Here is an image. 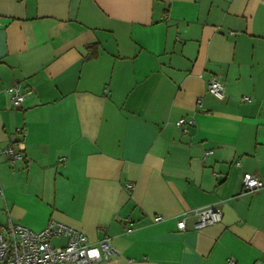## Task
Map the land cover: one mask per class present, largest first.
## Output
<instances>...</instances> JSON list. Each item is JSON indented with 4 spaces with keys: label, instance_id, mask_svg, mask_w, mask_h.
<instances>
[{
    "label": "crops",
    "instance_id": "1",
    "mask_svg": "<svg viewBox=\"0 0 264 264\" xmlns=\"http://www.w3.org/2000/svg\"><path fill=\"white\" fill-rule=\"evenodd\" d=\"M0 24V232L108 237L99 264H264V187H241L264 183V0H0Z\"/></svg>",
    "mask_w": 264,
    "mask_h": 264
},
{
    "label": "built area",
    "instance_id": "2",
    "mask_svg": "<svg viewBox=\"0 0 264 264\" xmlns=\"http://www.w3.org/2000/svg\"><path fill=\"white\" fill-rule=\"evenodd\" d=\"M207 90L218 100L224 98L222 84L216 78L208 81ZM6 93L13 109H18L27 95L18 84L8 87ZM192 124L193 121L190 119H180L175 123L179 128ZM23 150L24 147L19 142L14 146L8 145L3 150V154L11 163L23 162L25 160ZM210 153V151L204 152L203 158ZM235 166H240L238 161L235 162ZM241 187L243 192H253L264 187V183L250 173H243ZM194 213L198 216V223L195 225L197 229L217 223L221 219L220 212L215 208L194 211ZM159 220V217H155V221ZM177 229L184 231L183 220L177 222ZM53 238H63V245L54 246L51 243ZM113 255L114 251L108 237H103L96 244H89L80 232L54 221H50L40 231H32L22 225L8 222L5 231L0 232V264H99L110 260ZM226 264H236V262L229 258Z\"/></svg>",
    "mask_w": 264,
    "mask_h": 264
},
{
    "label": "trees",
    "instance_id": "3",
    "mask_svg": "<svg viewBox=\"0 0 264 264\" xmlns=\"http://www.w3.org/2000/svg\"><path fill=\"white\" fill-rule=\"evenodd\" d=\"M94 56V55H93Z\"/></svg>",
    "mask_w": 264,
    "mask_h": 264
}]
</instances>
